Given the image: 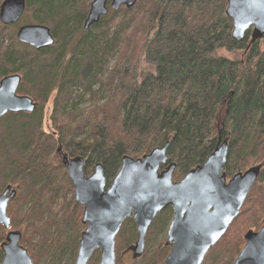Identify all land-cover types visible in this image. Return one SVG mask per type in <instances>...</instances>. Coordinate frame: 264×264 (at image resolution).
Listing matches in <instances>:
<instances>
[{
    "label": "trees",
    "instance_id": "obj_1",
    "mask_svg": "<svg viewBox=\"0 0 264 264\" xmlns=\"http://www.w3.org/2000/svg\"><path fill=\"white\" fill-rule=\"evenodd\" d=\"M93 1L26 0L29 24L49 28L55 40L40 51L0 23V81L21 76L18 94L38 104L31 114L0 120V178L20 191L9 205L11 230L22 234L33 264H74L83 209L73 200L63 162L52 164L55 152L83 158L87 177L101 164L109 188L123 157L137 160L169 144L168 164L176 165L179 182L213 154L212 134L221 122L229 144L227 180L263 167L240 216L203 263L233 264L245 234L264 226V38L250 44V32L232 37L227 0H138L85 32ZM142 61L155 65V73L141 75ZM86 96L89 110L79 107ZM50 104L51 133L43 129ZM172 218V208L157 217L134 264L164 263ZM4 234L0 227V244ZM137 238L136 225L126 221L116 256ZM99 255L89 264H98Z\"/></svg>",
    "mask_w": 264,
    "mask_h": 264
},
{
    "label": "water",
    "instance_id": "obj_2",
    "mask_svg": "<svg viewBox=\"0 0 264 264\" xmlns=\"http://www.w3.org/2000/svg\"><path fill=\"white\" fill-rule=\"evenodd\" d=\"M110 1V3H109ZM138 0H94L84 22L83 30L122 7L132 9ZM26 11V0H4L0 6V23L17 25ZM225 15L232 20V37L243 39L250 32L251 43L264 38V0H227ZM17 41L36 51L54 45L49 28L28 24L16 31ZM22 78L8 76L0 81V120L7 114L33 113L38 104L28 96L18 94ZM169 144L134 160L123 157L121 168L107 188V178L101 164L89 177L84 171L85 160L63 162L73 187L75 203L83 208L81 235L74 264H89L100 252L99 264H117L116 238L127 220L136 225L138 235L130 248L133 259L145 251L147 234L157 217L172 208L173 219L166 234L170 253L163 264H203L209 253L225 236L240 216L248 196L262 171V165L238 173L227 180L228 141L220 139L206 162L192 169L181 181L174 182L176 168L169 162ZM61 153V149L58 150ZM161 167H166L160 170ZM17 192L8 187L0 195V227L8 231L0 248L1 264H33L28 251L21 246L22 234L11 231L8 207ZM245 246L233 264H264V226L258 232L244 236Z\"/></svg>",
    "mask_w": 264,
    "mask_h": 264
},
{
    "label": "rangeland",
    "instance_id": "obj_3",
    "mask_svg": "<svg viewBox=\"0 0 264 264\" xmlns=\"http://www.w3.org/2000/svg\"><path fill=\"white\" fill-rule=\"evenodd\" d=\"M31 21V13H26V14H24V16H23V18H22V20L19 22V24H17V25H15V26H13L14 28H15V30L17 31V29H18V27L19 26H22V25H25V24H29V23H31L30 22ZM111 65H113V63L111 64ZM140 73H141V75H148V74H153V73H155V65H153V64H151V63H149V62H146V61H142V63L140 64ZM97 88H95V90H96ZM80 93H81V91H80ZM91 97H89V96H86V98H85V101L79 106L81 109H85V110H89V108L92 106L91 105V101L89 100ZM52 109V105L50 104V105H48L46 108H45V110H44V117H43V129H44V131H46V132H52V123L50 122V117H51V110ZM223 133V125H222V123L221 122H218V123H216L215 124V126H214V131H213V134H212V138H214V139H216V141H217V144H218V141L220 140V139H222V136H221V134ZM226 141H228V140H226ZM229 145V144H228ZM51 159H52V164H53V166L54 167H57V166H59L62 162H63V157H62V155H60V154H57L56 152L52 155V157H51ZM66 171H67V169H66ZM67 175H68V172H67ZM69 178V177H68ZM70 180V179H69ZM8 181H6V179H5V181H4V178H0V194H2L8 187H11V189L12 190H15V189H17V186L15 185V184H13V183H9ZM18 190V189H17ZM16 191V190H15ZM17 192V191H16ZM18 192H20V191H18ZM18 192H17V196H18ZM71 197V196H70ZM72 197H73V200H74V194H73V189H72ZM17 198V197H16ZM75 201V200H74ZM10 205V204H9ZM17 206H18V204L16 205V208H17ZM15 208V209H16ZM80 208H82V207H80ZM83 209V208H82ZM8 210H9V207H8ZM83 214V213H82ZM83 216V215H82ZM11 218H12V216H11ZM82 220V219H81ZM12 221V220H11ZM128 221V220H127ZM234 223V222H233ZM84 226V225H83ZM232 226V225H231ZM11 227H12V225H11ZM123 227V226H122ZM85 228H86V226H85ZM151 228V227H150ZM3 230L5 231V234H4V240H3V242L5 241V239H6V235H7V233H8V231H6L4 228H3ZM11 230V229H10ZM12 231V230H11ZM137 233V232H136ZM226 235V234H225ZM246 235V234H245ZM138 236V235H137ZM118 237V236H117ZM117 239V238H116ZM222 240V239H221ZM220 240V241H221ZM137 241V240H136ZM2 242V243H3ZM1 243V244H2ZM136 243V242H135ZM0 244V245H1ZM219 244V243H218ZM244 244H245V241H244ZM34 245H36V243H33L32 244V247L34 246ZM135 245V244H134ZM133 245V246H134ZM31 250H33V249H31ZM37 250V249H36ZM39 250V249H38ZM39 253H40V250H39ZM38 253V254H39ZM97 253H99L100 254V252H97ZM94 257V256H93ZM99 258H100V255H99ZM99 261H100V259H99ZM134 261H136L135 259H133V253L130 251V249H128V250H125V251H123V252H121L120 253V255L119 256H117V264H134L133 262ZM45 262H46V260H45ZM63 264V263H62ZM99 264V263H98Z\"/></svg>",
    "mask_w": 264,
    "mask_h": 264
},
{
    "label": "flooded vegetation",
    "instance_id": "obj_4",
    "mask_svg": "<svg viewBox=\"0 0 264 264\" xmlns=\"http://www.w3.org/2000/svg\"><path fill=\"white\" fill-rule=\"evenodd\" d=\"M109 3H110V2H109ZM60 155H62V156H63V154H61V153H60ZM64 166H65V165H64ZM65 168H66V167H65ZM0 195H1V194H0ZM81 235H82V234H81ZM0 246H1V245H0ZM2 260H3V259H2ZM162 264H163V263H162Z\"/></svg>",
    "mask_w": 264,
    "mask_h": 264
}]
</instances>
